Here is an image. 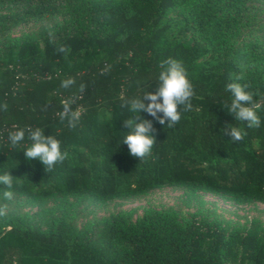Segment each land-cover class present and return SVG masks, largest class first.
I'll list each match as a JSON object with an SVG mask.
<instances>
[{
  "label": "trees",
  "instance_id": "16d2710c",
  "mask_svg": "<svg viewBox=\"0 0 264 264\" xmlns=\"http://www.w3.org/2000/svg\"><path fill=\"white\" fill-rule=\"evenodd\" d=\"M246 0H0V37L21 19H41L61 7L78 13L81 25L69 22L43 38L0 49V175L14 178L11 191L33 200L54 195H88L97 202L136 196L152 189L186 186L233 196L238 202L264 203V67L240 80L239 65L254 64L246 53L228 56L223 46L235 33V13ZM170 9L184 16L166 18ZM178 30L181 36H174ZM182 34V33H181ZM64 46L66 53L57 49ZM218 54L223 59L212 62ZM226 57V58H225ZM181 61L194 86L192 108L172 128L152 121L156 142L143 160L129 154L123 122L135 119L125 99L155 92L160 64ZM73 78L68 89L61 82ZM247 85L260 105L259 128H246L228 113L229 83ZM83 84L84 90L80 91ZM73 98L79 123L69 128L58 113ZM146 104L148 101H144ZM7 104V111L3 105ZM158 115H162L158 113ZM167 123V121H166ZM16 126L44 128L67 153L50 171L25 158L27 139L12 148ZM247 132L240 142L226 127ZM5 186L0 185V193ZM264 264V231L226 233L213 222L191 216L183 225L171 212L152 211L137 222L111 217L99 237L76 232L64 216L45 231L0 221V264Z\"/></svg>",
  "mask_w": 264,
  "mask_h": 264
},
{
  "label": "rangeland",
  "instance_id": "374dc122",
  "mask_svg": "<svg viewBox=\"0 0 264 264\" xmlns=\"http://www.w3.org/2000/svg\"><path fill=\"white\" fill-rule=\"evenodd\" d=\"M10 12L0 9V16ZM183 14L184 10L170 9L166 18L174 20L183 17ZM223 14L237 15L238 21L235 33L225 41L224 52L228 56L236 52L246 53L255 60L254 64L239 65L233 76L244 77L264 67V0H246L237 13L224 10ZM69 22L82 24L78 13L69 16L63 7L41 19H21L10 25L0 37V49L16 47L27 40L38 43L42 48L46 35ZM181 33L176 30L173 35L178 37L183 35ZM223 58V55L218 54L211 57V61L217 62ZM13 193L10 200L0 193V209L4 210L0 221L7 217L22 226L40 231H45L53 218L62 215L76 232L89 231L97 238L113 216H121L127 223H135L152 211L171 212L183 225L194 216L198 220L221 225L226 233L237 231L244 234L250 229L264 231V203L254 200L238 202L231 195L186 186L152 189L136 196L114 198L105 202H97L88 195H54L47 199L33 200ZM231 264L246 263L234 261Z\"/></svg>",
  "mask_w": 264,
  "mask_h": 264
},
{
  "label": "clouds",
  "instance_id": "9594fccd",
  "mask_svg": "<svg viewBox=\"0 0 264 264\" xmlns=\"http://www.w3.org/2000/svg\"><path fill=\"white\" fill-rule=\"evenodd\" d=\"M59 52L66 53L68 49L61 46L57 49ZM161 71L157 77L158 87L155 92L146 91L142 96H133L123 101L122 107L135 114V119H127L123 122L129 129L128 134L122 139V143L127 145L129 154L138 157L140 160L151 155L152 148L156 142L154 135L155 128L152 121L139 117L141 111L146 112L153 117L161 126L167 124L169 128L174 127L181 120V106L183 111H190L192 108V98L195 95L194 86L188 79V74L181 61L167 58L160 64ZM242 79L237 76L236 80ZM75 83L73 78H68L61 82V87L68 89ZM84 85H80V91L84 90ZM247 85L240 83H229L226 85V91L231 94L230 103L225 102L228 113L235 121L245 124L246 128H259L261 119L258 115L259 104L254 100V94L246 90ZM144 101H148L146 104ZM73 98L64 100L63 110L58 113L61 121H67V126L77 127L82 110L73 111L71 108ZM3 110L7 111V104H4ZM158 113L162 115H158ZM167 121V123H166ZM226 135L230 136L233 142H240L247 135V132L239 126L226 127ZM27 135L30 145L23 151L26 159H38L47 170H51L56 164L62 163L67 157L66 152L61 151V142L53 135L45 136L44 128L40 127H19L8 133V143L12 148L20 145ZM9 172L0 175V185L5 186L7 190L3 192L5 199L13 198L14 180ZM0 215H4V210L0 209Z\"/></svg>",
  "mask_w": 264,
  "mask_h": 264
}]
</instances>
